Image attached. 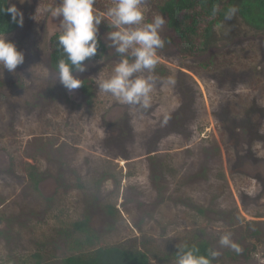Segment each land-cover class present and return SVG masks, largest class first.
Returning <instances> with one entry per match:
<instances>
[{
	"label": "rangeland",
	"instance_id": "rangeland-1",
	"mask_svg": "<svg viewBox=\"0 0 264 264\" xmlns=\"http://www.w3.org/2000/svg\"><path fill=\"white\" fill-rule=\"evenodd\" d=\"M52 2L10 0L24 25L8 38L26 58L0 75V264H34L35 254L58 264L105 245L176 264L171 251L200 239L219 251L212 264H264V31L217 22L209 48L188 55L175 38L158 52L170 72H153L148 110L98 90L95 81L120 59L108 47L77 74L92 78L89 105L80 88L69 93L56 82L50 53L59 20L43 11L34 19ZM96 2L108 8L113 0ZM153 5L143 0L147 20L159 14ZM170 33L166 21L161 36ZM210 55L208 69L201 63ZM86 216L97 238L78 247L72 223ZM225 233L239 253L220 246Z\"/></svg>",
	"mask_w": 264,
	"mask_h": 264
},
{
	"label": "clouds",
	"instance_id": "clouds-1",
	"mask_svg": "<svg viewBox=\"0 0 264 264\" xmlns=\"http://www.w3.org/2000/svg\"><path fill=\"white\" fill-rule=\"evenodd\" d=\"M30 0H20V3ZM95 0H53L41 10L38 6L34 19L41 11L53 20H59L56 45L60 58L56 64L58 81L69 93L79 89L84 83L77 75L87 71L89 64L100 51V26L106 22V32L110 45L120 57L107 78L95 81L102 93L110 94L121 104L136 110H148L152 105V92L155 85L153 72L159 63L158 50L165 46L161 31L166 23L162 14L147 20L142 7L143 0H113L103 13L95 7ZM221 9L215 7L213 15ZM235 6L224 11L226 20L237 13ZM0 13L11 14V22L19 27L24 25V13L10 0H0ZM26 53L8 38L6 25L0 26V75L7 70L15 73L19 65L24 64ZM102 59V56H101ZM175 78L169 76L168 85L175 84ZM169 117L165 115L162 123ZM221 247L231 248L239 253L240 246L231 239L229 233L220 236ZM176 264H212L219 251L209 249L208 254H199L195 247L177 245Z\"/></svg>",
	"mask_w": 264,
	"mask_h": 264
},
{
	"label": "trees",
	"instance_id": "trees-1",
	"mask_svg": "<svg viewBox=\"0 0 264 264\" xmlns=\"http://www.w3.org/2000/svg\"><path fill=\"white\" fill-rule=\"evenodd\" d=\"M153 3L154 10L166 17L167 26L171 32L170 35L163 38L165 46L159 49L158 52L168 49L171 44L175 43V38L178 41L180 51L185 55L208 49L215 38L214 26L217 22L228 25L241 21L253 29L254 32L264 31V0H153ZM230 6H235L238 11L231 20H226L224 11ZM94 7L103 10L107 9V4L95 0ZM215 7H219L221 11L213 15L212 10ZM3 25H6L7 34L17 26V24L11 22V14L9 13H0V26ZM102 30L103 37L107 38L108 26L103 25ZM57 36L58 33L51 38L50 65L54 71H56L55 66L60 58V51H58L56 45ZM106 48L105 42L101 38L100 51L93 59L101 58ZM213 60V55H210L201 65L210 69ZM169 72L168 68L160 62L154 70V73L158 75H168ZM82 80L84 84L80 87V90L84 102L91 105L95 96L92 78ZM113 210L114 208L111 206L109 211L113 212ZM73 233L81 234L75 239L78 247L94 242L93 238H97L89 227L87 216L72 223ZM72 234L68 235L72 237ZM182 245L195 247L199 250V254L205 255L208 254L209 249H213L210 242L205 239ZM177 251V247L171 251L172 257L176 258ZM35 256H38V259L34 264H44L39 258L40 254H35ZM214 259L212 262H214ZM58 264H150V257L147 252L137 248H129L123 245H105L89 251L71 253L62 258Z\"/></svg>",
	"mask_w": 264,
	"mask_h": 264
},
{
	"label": "flooded vegetation",
	"instance_id": "flooded-vegetation-1",
	"mask_svg": "<svg viewBox=\"0 0 264 264\" xmlns=\"http://www.w3.org/2000/svg\"><path fill=\"white\" fill-rule=\"evenodd\" d=\"M57 24H58V23H57ZM17 27H18V25L16 26V28H17ZM16 28H15V29H16ZM15 29H14V30H15ZM14 30H13V31H14ZM13 31H11V32H13ZM11 32H10V33H11ZM57 33H58V29H57L56 32L52 35V37H53L55 34H57ZM93 60H95V59H93ZM79 90H80V89H79ZM80 93L82 94V91H81V90H80Z\"/></svg>",
	"mask_w": 264,
	"mask_h": 264
}]
</instances>
